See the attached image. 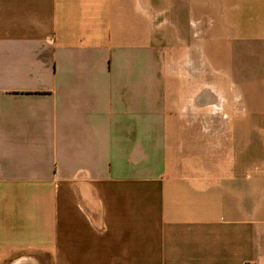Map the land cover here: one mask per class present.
<instances>
[{"label":"crops","instance_id":"obj_1","mask_svg":"<svg viewBox=\"0 0 264 264\" xmlns=\"http://www.w3.org/2000/svg\"><path fill=\"white\" fill-rule=\"evenodd\" d=\"M264 264V0H0V264Z\"/></svg>","mask_w":264,"mask_h":264},{"label":"built area","instance_id":"obj_2","mask_svg":"<svg viewBox=\"0 0 264 264\" xmlns=\"http://www.w3.org/2000/svg\"><path fill=\"white\" fill-rule=\"evenodd\" d=\"M249 264H255V263H249Z\"/></svg>","mask_w":264,"mask_h":264}]
</instances>
